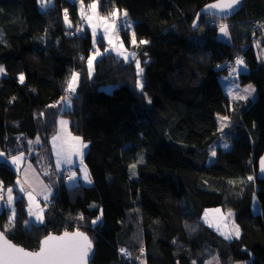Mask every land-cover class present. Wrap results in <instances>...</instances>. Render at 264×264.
Wrapping results in <instances>:
<instances>
[{"label": "trees", "instance_id": "16d2710c", "mask_svg": "<svg viewBox=\"0 0 264 264\" xmlns=\"http://www.w3.org/2000/svg\"><path fill=\"white\" fill-rule=\"evenodd\" d=\"M216 1L54 0L42 11L38 0H0L6 72L0 78V153H25L37 162L45 154L52 161L51 139L64 116L87 143L91 179L68 186L55 175L53 206L41 224L30 221L22 195L13 224V211L3 206L0 228L8 238L37 250L49 234L83 231L95 247L91 264H206L214 256L222 264H264V180L257 179L264 153V58L254 48L256 41L264 48V0H243L230 19L200 14ZM92 3L104 16L127 13L133 33L120 29L121 39L135 56L107 52L89 75L96 47L88 28L77 29L84 25L81 9ZM222 25L229 43L218 38ZM96 45L107 49L101 40ZM236 56L248 68L240 85L256 89L253 102H234L221 83L229 72L217 66ZM74 73L79 85L73 93L68 82ZM66 98L70 106L61 112L58 104ZM218 116L229 117L240 137L209 164ZM36 139L38 155H30ZM141 153L144 163L132 180L129 171ZM17 180L0 161V187H15ZM256 198L263 212L255 213ZM213 207L235 214L239 237L226 239L202 221Z\"/></svg>", "mask_w": 264, "mask_h": 264}, {"label": "rangeland", "instance_id": "374dc122", "mask_svg": "<svg viewBox=\"0 0 264 264\" xmlns=\"http://www.w3.org/2000/svg\"><path fill=\"white\" fill-rule=\"evenodd\" d=\"M38 3H39V8L43 11L47 7L51 6L54 3V0H50V3H49V0H43V3L45 5L44 7L41 6L42 0H38ZM95 4L97 5L95 11H93L90 6L87 9L86 8L81 9V14L84 18V25H82L83 27H79L77 29V32L82 34V33H84V30L88 28L89 32L92 35V38H93V41H94V44L96 47L95 48L96 52L98 53V55H93L90 58L92 60L91 73H93V70H94L93 69L94 62L98 58H100L101 56L105 55V53H107V52H113L117 56H120L123 58L127 57V60L131 59L135 56L133 50L128 51L125 48V45L123 44L122 39H121V30H120V29L123 30L124 28H126L127 31H129L130 33H133L134 22L132 20H130L128 18V16L125 15L126 12H124V11H123V13H120L119 11H115L116 15L110 14V15L104 16L99 12L98 4L97 3H95ZM89 17H91V19H89ZM117 30H118V33H117ZM100 38H103L108 44V47L105 51L101 50L100 47L96 45V44H98L97 40H99ZM218 38L220 40L228 42V43L231 42V40H232L228 30H227V35H225L224 33L221 32V29H220ZM261 47H262V44L260 41H256L254 43V48L256 50V53L258 54L259 60H262V58H264V53H261L259 51V49ZM118 53H121V54H118ZM128 53H130V54H128ZM93 57H94V59H93ZM137 61L139 62V68L142 69L141 62L139 60H137ZM137 61L135 62L136 66H137ZM241 61H242V63H240L236 66L235 71L233 73L229 74V76L223 77L222 80L224 82L225 90L227 91V94L230 96V98L234 102L243 101V100L244 101L245 100H251L253 102L256 99L255 87L253 85L241 86L240 82H239V76L242 73L247 72V70H248L245 61L244 60H241ZM139 73L142 74V72H140V71H139ZM5 75H6L5 71H4V73H0V78L5 76ZM78 85H79V75H78V82L75 85V91H76ZM249 86H251L250 91L245 92L244 89L248 88ZM109 89L111 90V89H113V87L110 86ZM237 96H242L245 98H243V99H234L233 98V97H237ZM68 103L70 104V102H68ZM222 118H225V119H222ZM217 121H218L220 135L208 147V152H209V156H210L209 161H208L209 164L213 163L216 160L218 149H222L224 151L230 150L233 146V141L240 137L239 128H237V129L234 128V123L232 122V120L229 117L218 116ZM69 122H70V120L68 121V124H69ZM69 128H70V124H69ZM69 131H70V134H73L71 129ZM75 136H77V135H75ZM80 138H82V137H80ZM82 140H83V138H82ZM63 141H64V143L66 142L67 146H70L72 140L68 139L66 135L64 138V135H63ZM83 142L86 144V142L84 140H83ZM37 143L40 145L38 140H37ZM225 144L227 145V147L224 146ZM86 150H87V147L85 148V152H86ZM213 151H215V153H216L215 155H212ZM32 154L38 155V150L37 149L32 150V148H31V154L30 155H32ZM68 154L70 157H74L72 151L68 150ZM84 155H83V158H84ZM143 155H145V154L144 153L139 154L138 162L133 164V165H135V168H133L132 166L130 168L129 172H130V178L132 180H135L138 178V165H141L142 163H144ZM20 156L22 157V159L18 163L19 168L21 167L20 164H21V161L23 160L25 155H20ZM2 157L3 156L0 157V160L2 159ZM39 157H41V160L46 159V168L53 171V177H52L53 179H54L55 175L58 178L61 177L60 181H62L63 179L66 178L65 172H63L64 169L54 171V167H53L54 166V159L57 160V164H59V166H57V169H60L61 165L66 162L65 155H64V157L60 156L57 147L54 146V150L52 151V156H51L52 161L48 157H46L45 154H44V156H39ZM44 165H45V162L43 161L42 163L40 162L39 166L42 169V171L45 173L46 170H45ZM72 168H73L72 178H68L66 181L76 184V183H78L79 180H83V183L86 184L87 181L85 180L84 177H85V171L88 174V169L85 166V164H84V166L80 167V169H77L74 166H72ZM14 169L17 170V167L15 166V164H14ZM11 189L13 192V187H11ZM5 200H6L5 188L0 187V209H2V207L4 206L3 201H5ZM7 202H8V199H7ZM12 202H14V201L12 200ZM33 202H35V199ZM49 202H51V201L45 200L43 202V204L41 201V204L47 208L48 207L47 204ZM254 203H255L254 204L255 213L263 212L261 209V202L258 198L255 199ZM11 204H13V203H11ZM39 206H40V202L36 201L35 205L32 206L31 210L34 211L35 214H37V213L41 214V212L36 211ZM231 212L232 211L224 210L221 207L208 208L204 211V213L202 215V221L206 225H208L209 227L214 229L218 234H220L224 238H226V236H228L230 238H226V239H231L232 237H236V235H235V229L236 228H238L239 231H241L238 224L236 223V220L231 217ZM45 220H46V216L44 217L43 222H45ZM30 221L35 223V224H41V222L37 219L36 215L34 217H32V219H30ZM193 263L198 264L196 261H194ZM206 264H222V263H221L218 256H214V257L210 258L209 260H207ZM231 264H247V262L238 261V262H233Z\"/></svg>", "mask_w": 264, "mask_h": 264}, {"label": "snow or ice", "instance_id": "6c2138e0", "mask_svg": "<svg viewBox=\"0 0 264 264\" xmlns=\"http://www.w3.org/2000/svg\"><path fill=\"white\" fill-rule=\"evenodd\" d=\"M238 2L239 0H228L227 3L212 4L209 7L224 11L225 9H231ZM41 6L42 7L45 6L43 0ZM90 7L92 8L93 11H95L97 5L93 3L90 5ZM112 15H116V13L114 12L112 13ZM125 15H127V13H125ZM89 19H91V17H89ZM65 20L67 22V13H65ZM221 32L227 35V28L225 25L221 26ZM132 42L134 44L136 43L134 34H133ZM140 43H147V41H140ZM125 59H127V57H125ZM88 63H89V75H90L92 70V60L90 59ZM237 63L240 64L242 63V61L237 60ZM137 69L140 72L143 71L142 69L139 68L138 61H137ZM4 71L5 69L2 66H0V73H4ZM19 79L21 83L24 82L23 74L20 75ZM77 82H78V74L74 73L68 82V91L74 93L75 85ZM137 83L141 88L143 87V85L140 84L139 81ZM250 89L251 86L245 88L244 91L249 92ZM233 98L243 99L245 97L237 96ZM60 123L63 126L67 122L61 121ZM73 139L77 142V145H79L80 147H87L86 144H82L79 137H73ZM224 146L227 147L226 144ZM76 151L81 156L83 155L82 153L79 152V147H77ZM215 154H216L215 151H213L212 155ZM0 155H3V153H0ZM21 159H22L21 156L13 157V163L18 164ZM57 166H59V164H57ZM132 167L135 168V165H132ZM84 178L85 180L88 181V183H91V179L86 171ZM249 179H251V177H249ZM21 191H23L22 188ZM7 192H8V203L11 204L13 200L12 189L9 188ZM28 197L31 204L34 201V197L32 196L31 193H28ZM45 200H47V196H45ZM40 211L42 213V210ZM29 215H33L31 207L29 208ZM36 216L37 219L42 223L43 222L42 214L37 213ZM14 217H15V210H13V218L12 220L9 221V224H13ZM93 223H95V221H93ZM235 235L237 237L239 236L238 228L235 229ZM226 238H230V237L226 236ZM91 249H92V242L82 232H75L73 234H69L65 232L63 236L49 235L41 242V246L39 250L36 252H30V251H26L23 248L16 247L5 238L3 232H0V264H88V257Z\"/></svg>", "mask_w": 264, "mask_h": 264}, {"label": "crops", "instance_id": "0c3cea01", "mask_svg": "<svg viewBox=\"0 0 264 264\" xmlns=\"http://www.w3.org/2000/svg\"><path fill=\"white\" fill-rule=\"evenodd\" d=\"M117 33H118V30H117ZM100 40L105 42L106 48H107L108 47L107 42L103 38H100L99 40H97V42H99ZM94 50H95V54H96L97 53L96 49H94ZM259 51L261 53H264V48L261 47L259 49ZM128 54H130V53H128ZM96 55H98V54H96ZM223 77H225V76H223ZM223 77H221V83H222L223 88L225 90V85H224V82L222 80ZM225 92L227 93L226 90H225ZM68 102H69V99L66 98L60 104H58V107L60 108L61 112L65 109V107L67 105L70 106V104ZM61 121H66L67 123L62 126L60 123ZM68 121H69V119H67L66 117L59 116L57 133L51 139V153L54 150V146H55L58 149L59 155L63 156V157L65 155V160H66V162L61 165L60 169H57V160L54 159V166H53L54 171L63 170V169H69V170L71 169V171H72L73 170L72 166L76 167L77 169H80V167L84 166L83 155L85 153L86 147H80L79 145H77V142L73 139V137H79V136H75L74 134H70V131H69L70 130V128H69L70 122L68 124ZM63 135H64V138L66 135L68 139L72 140L70 146H67L66 142L64 143ZM54 138H56V139H54ZM37 140L39 141V139L32 141V145H31L32 150L37 149V147L39 146V144L37 143ZM80 141L82 142V144H85L83 142L82 138H80ZM86 145H87V143H86ZM77 147H79V152L83 154L82 156L77 153V151H76ZM68 150L72 151L74 157L69 156ZM20 155H25V156H24L23 160L21 161V164H20L21 167L19 168L18 164L13 163V157L20 156ZM1 156H3V157L0 161L9 164L13 169H14V164H15V166L17 167V170L14 169V171H16V173L18 175L17 184L15 187H13V192H12V197H13L14 202H12L13 204H9L7 202V199H8L7 190L8 189H6L5 190L6 200L3 202L4 206H6L7 208H9L13 211L14 207H15V201L21 195L24 196L27 200L28 211H29L30 207L32 208V206L35 205L36 201H39L40 206L38 207V209L36 211L41 212L40 210H42L41 214L43 216V221H44V217L46 216V209L47 208L44 207L42 204L45 201V196H47L46 201H50L52 199V196L55 193V191L58 187V183H59V179L57 177L55 179L52 178L53 176L51 177V174L53 175V171L46 168V159L40 161L41 163L43 161L45 162L44 167H45L46 172L44 173L39 166L40 162H37L38 160L33 161L32 158L25 153H21V154L14 155V156H9L6 153H3V155H0V157ZM81 160H82V163H81ZM65 182L68 186L76 185L72 182H67V181H65ZM82 182H83V180H82ZM86 184H88V181ZM21 188L23 189V191H21ZM14 189H18V192H16ZM28 193H31L33 195L35 202H32L30 204ZM41 201H42V204H41ZM32 212H33V215H29L30 219H32V217H34L36 215L34 211H32ZM231 217L235 219V214L233 212H231ZM240 234H241V231H239V236H240ZM236 238H237V236H236Z\"/></svg>", "mask_w": 264, "mask_h": 264}, {"label": "water", "instance_id": "95a60500", "mask_svg": "<svg viewBox=\"0 0 264 264\" xmlns=\"http://www.w3.org/2000/svg\"><path fill=\"white\" fill-rule=\"evenodd\" d=\"M228 0H217L216 2L212 3V4H217V3H227ZM209 4L207 5L201 12V15H210V16H215L217 18L220 19H230L233 18L241 9L242 4H243V0H239V2L237 4H235L231 9H225L224 11H221L220 9H213L210 8L209 6L212 5ZM257 179L258 180H264V153L263 155L260 157L259 161H258V171H257ZM0 232H3L2 229L0 228ZM75 232H82L84 233V235H86L88 237V239L92 242V249L89 253V257H88V264H91L95 255V247H94V243L91 239V237L83 231H73V232H67L69 234H73ZM4 233V232H3ZM65 232L60 233V234H49L52 236H63ZM49 235H47L46 237H48ZM5 238L13 245H15L16 247H20L25 249L26 251H30V252H36L39 250L40 246H41V242L46 238L44 237L41 242H40V246L37 250H29L26 249L24 247H22L21 245L16 244L15 242H13L10 238L7 237V235L4 233Z\"/></svg>", "mask_w": 264, "mask_h": 264}, {"label": "built area", "instance_id": "2783aa9c", "mask_svg": "<svg viewBox=\"0 0 264 264\" xmlns=\"http://www.w3.org/2000/svg\"><path fill=\"white\" fill-rule=\"evenodd\" d=\"M91 52H92V54L94 53V51H91ZM241 58H242L241 56H236L234 59H230V60L224 62L223 64L218 65L216 69L218 70V69L226 68L229 73H233L236 69L237 64H238L237 60H241ZM63 172H65V177H66L65 180H67L68 178H72L73 171H71L69 169L68 170L64 169ZM47 205H48V207L52 208L53 203L49 202Z\"/></svg>", "mask_w": 264, "mask_h": 264}, {"label": "clouds", "instance_id": "9594fccd", "mask_svg": "<svg viewBox=\"0 0 264 264\" xmlns=\"http://www.w3.org/2000/svg\"><path fill=\"white\" fill-rule=\"evenodd\" d=\"M242 57V56H241ZM241 60H243V58H241ZM229 74H231V73H229Z\"/></svg>", "mask_w": 264, "mask_h": 264}]
</instances>
